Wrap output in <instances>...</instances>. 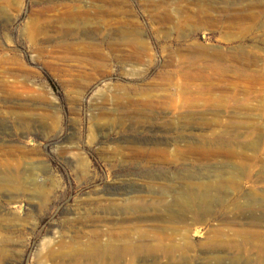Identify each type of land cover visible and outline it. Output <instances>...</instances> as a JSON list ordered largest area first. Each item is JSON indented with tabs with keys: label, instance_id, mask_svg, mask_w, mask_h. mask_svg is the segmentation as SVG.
I'll return each mask as SVG.
<instances>
[{
	"label": "rangeland",
	"instance_id": "obj_1",
	"mask_svg": "<svg viewBox=\"0 0 264 264\" xmlns=\"http://www.w3.org/2000/svg\"><path fill=\"white\" fill-rule=\"evenodd\" d=\"M0 264H264V0H0Z\"/></svg>",
	"mask_w": 264,
	"mask_h": 264
},
{
	"label": "bare ground",
	"instance_id": "obj_2",
	"mask_svg": "<svg viewBox=\"0 0 264 264\" xmlns=\"http://www.w3.org/2000/svg\"><path fill=\"white\" fill-rule=\"evenodd\" d=\"M130 152L136 153H165L166 151L159 148H146L140 149L138 147H126ZM232 171V170H230ZM222 172H220L221 174ZM218 174V172H214L212 174H207L208 181L204 182V184H199L197 187H194L191 190L180 189L175 194L176 196L173 198L170 204H167L166 207L169 209L171 207H176L178 214L177 216L183 218L185 213L191 211L194 214V218L203 219L207 214H209L213 209V204L216 202L224 191V180ZM209 177V178H208ZM235 186V184H232ZM126 204V203H125ZM129 209H132L134 205H128ZM173 209V208H172ZM169 218H172L170 216ZM140 249H136L135 252H139ZM115 252H118L115 250ZM123 252V251H122ZM119 251L118 253H122ZM117 253V254H118ZM116 254V255H117Z\"/></svg>",
	"mask_w": 264,
	"mask_h": 264
}]
</instances>
